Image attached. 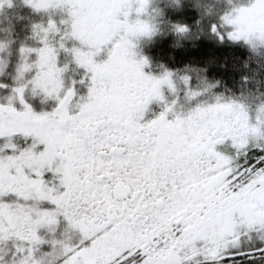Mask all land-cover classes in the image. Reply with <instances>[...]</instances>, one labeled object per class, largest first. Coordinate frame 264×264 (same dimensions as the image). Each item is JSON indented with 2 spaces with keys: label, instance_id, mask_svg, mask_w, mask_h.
I'll list each match as a JSON object with an SVG mask.
<instances>
[{
  "label": "snow or ice",
  "instance_id": "snow-or-ice-1",
  "mask_svg": "<svg viewBox=\"0 0 264 264\" xmlns=\"http://www.w3.org/2000/svg\"><path fill=\"white\" fill-rule=\"evenodd\" d=\"M0 264H264V0H0Z\"/></svg>",
  "mask_w": 264,
  "mask_h": 264
}]
</instances>
